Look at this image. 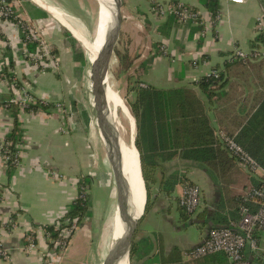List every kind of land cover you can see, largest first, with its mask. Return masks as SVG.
Segmentation results:
<instances>
[{
    "label": "crops",
    "instance_id": "0c3cea01",
    "mask_svg": "<svg viewBox=\"0 0 264 264\" xmlns=\"http://www.w3.org/2000/svg\"><path fill=\"white\" fill-rule=\"evenodd\" d=\"M162 1L165 0H123L121 8L120 32H125L128 37L125 47H128L130 53H134L135 66L143 59L152 57L151 66L143 74L145 79L141 82L157 87L190 85L201 75L213 70H223L226 63L235 61H230L229 57L236 49L250 51L252 40L257 36L255 20L264 7L262 0H243L241 3L220 0L217 14L211 17L200 0H176L199 13L196 22L180 23L171 17L161 18L152 11V6ZM48 6L58 9L50 4ZM46 13L44 18H31L28 13L27 18H22L29 20L38 29L50 48H56L58 66L55 70L41 71L30 66L21 55L22 46L17 28L11 23L0 21V33L4 37L0 36V143L13 126L9 109L1 104L11 93L7 78L1 77V68L8 61L5 57L6 46L10 48L14 62L11 72L18 77L24 88L46 102H60L64 107V110L54 107L47 112L20 110L18 120L24 131L19 145L20 164L8 174V167L2 164L0 156V242L10 252V258L0 259V264H100L113 235L115 236L113 219L116 203L105 220L94 219L95 206L92 204L91 187L87 189L88 209L81 224L84 230L77 231L70 238V247L67 245L61 258L59 256L60 259H45L42 256L49 243L44 227L53 224L70 207L77 195L80 177L88 175L92 183L96 177L105 186L113 183L111 168L104 166L107 158L103 166L94 158V145L100 156L106 157V150L95 132L96 127L91 118L88 126L75 119L80 116L81 105L87 109L84 103L86 88L84 73L81 77L75 74L77 64L72 58L71 48L65 43L63 29H68L52 13ZM55 21L60 25L59 28H56ZM68 22L78 31L74 24ZM71 35L73 36L72 33ZM137 43L138 51H135ZM154 43H157L160 54H156ZM250 62L254 64L259 61ZM171 63L173 66L170 67ZM199 96L206 104L207 114H213V117H209L217 131L219 128L213 107L207 105L204 94L200 92ZM77 101L83 102L79 105ZM89 137L94 140V145L90 143ZM100 161L103 162L102 159ZM98 162L100 169L95 170ZM169 166L170 171H179L180 195L188 183H197L202 193L199 209L190 215L189 223L184 222V227L196 226L200 235L194 243L180 244L181 263L221 264L212 257L190 261L187 255L191 248L205 239L209 228L217 227L212 225L210 218L221 197L219 182L212 172L195 161L177 157L164 167L169 170ZM242 170L253 175L243 168ZM255 176L264 177V172ZM162 195L161 208L166 210L167 200L173 199V194L170 197ZM178 197L176 196L177 201ZM85 224L92 227L93 234L94 230L107 233L104 238L105 249L102 255L95 249L88 260L76 259L80 252L73 249V246L87 234L88 226H84ZM28 236H32L35 242V248L30 251L24 247L28 243ZM255 237L258 248L251 250L247 247L245 256L250 264H264V231H256ZM165 246L169 248L173 245L165 243ZM225 264H230L227 257Z\"/></svg>",
    "mask_w": 264,
    "mask_h": 264
},
{
    "label": "trees",
    "instance_id": "16d2710c",
    "mask_svg": "<svg viewBox=\"0 0 264 264\" xmlns=\"http://www.w3.org/2000/svg\"><path fill=\"white\" fill-rule=\"evenodd\" d=\"M5 1L11 2V0ZM200 1L211 17L217 14L220 0ZM25 2V10L31 18L47 16L45 10L28 0ZM262 2L264 5V0ZM168 17L178 21L173 16ZM63 31L65 43L71 48L72 58L77 64L74 68L75 74L81 77L88 65L87 59L77 39L65 28ZM0 36L4 38L1 33ZM21 36L23 37L22 34ZM261 42L264 43L262 35L255 36L250 51L257 48ZM34 46V42H27L29 51L33 50ZM154 46L156 47L157 43H154ZM50 50L55 55L56 48L52 46ZM160 53L161 51L156 47V54ZM114 56L119 73L131 68L134 63L126 49L122 51L116 46ZM5 57L9 62L1 68V77H6L10 84L14 77L11 72L14 62L8 46L5 47ZM250 61L254 60L237 59L226 63L223 70H215L218 76L201 75L190 85L175 87H157L150 84L145 87L140 86L141 76L150 68L152 57L143 59L135 66V85L131 88L135 96L127 102V107L135 124L134 145L139 154L146 192L144 211L157 197L154 190L170 197L175 186L181 182L177 169L167 172L164 167L166 163L177 157L202 164L215 175L219 182L221 197L217 209L210 218L212 225L234 228L240 219L241 204L248 205L251 211L258 208V204L247 196V192L253 187L264 186V177H256L255 174L251 175L242 170L235 156L230 154L220 142L215 126L207 114L206 104L199 96L200 92L204 94L207 104L213 107L217 127L233 136L264 172V61L258 60L259 62L254 64ZM16 84L22 85L19 80H16ZM32 96L35 102L28 103V106L22 109L17 104L10 103L12 93L6 101L1 102L7 106L13 118L12 129L4 138L9 143L10 152L18 149L24 135L18 120L20 110L47 112L55 107V104L51 102H44ZM81 106L80 116L75 119L78 123L82 121L88 126L90 113L83 105ZM7 167V172L10 174L14 166L8 164ZM90 184L91 179L88 175L78 180V186H84L86 189H89ZM87 200L75 198L65 215L76 218L81 223L87 213ZM176 208L181 219L186 220L190 217L179 205ZM44 228L52 240L57 239L61 227L56 229L53 224H50ZM206 257L215 258L221 264L226 262V255L222 252L201 258ZM201 258L190 259V261ZM138 262L182 264L180 247L173 245L166 248L161 233H152L139 238H136L134 233L130 249V264Z\"/></svg>",
    "mask_w": 264,
    "mask_h": 264
},
{
    "label": "built area",
    "instance_id": "2783aa9c",
    "mask_svg": "<svg viewBox=\"0 0 264 264\" xmlns=\"http://www.w3.org/2000/svg\"><path fill=\"white\" fill-rule=\"evenodd\" d=\"M241 3L243 0H224ZM12 2V0H11ZM11 2L0 0V21H5L13 24L19 33L20 43L22 46L21 55L23 59L32 67L44 71L55 70L58 66V58L51 53L50 46L43 39L37 28L29 21L20 18L12 13L13 6ZM152 11L161 18L168 16L175 17L180 23L196 22L199 19V13L193 10L189 6L184 5L180 1L165 0L157 2L152 6ZM12 16V17H11ZM11 17V18H10ZM218 19V16H216ZM255 32L257 35H262L264 39V7L257 15L255 20ZM23 35V37L21 36ZM32 41L35 43L34 49L29 51L27 48V42ZM164 52V49L162 48ZM236 59H253L264 61V43H259L258 47L250 52L236 49L229 57L230 61ZM6 60L5 64L8 65ZM218 76V73L213 70L206 75ZM18 77L14 76L13 80L8 86L12 93L10 103L17 104L20 109L28 106V103H34V97L29 91H27L23 85L18 86L16 84ZM20 81V80H19ZM197 81L194 80V82ZM140 86L145 87L146 84L140 83ZM39 98V97H38ZM41 99V98H39ZM46 102L45 100L41 99ZM55 108L64 110L63 104L60 102L55 103ZM69 114V112H68ZM216 134L226 148V150L235 156L238 164L245 170L252 174H257L263 171L256 161L244 150V148L234 139L233 136L228 135L223 130L218 129ZM9 143L3 140L0 143V156L4 166L11 164L17 167L20 164V149L15 152H10L8 149ZM87 189L84 186H78L77 195L75 198L81 200L88 199ZM247 196L252 198L254 203L258 204V208L251 211L250 207L246 204H241L239 207L240 219L234 228L230 227H213L207 232L205 239L191 248L187 255L189 259H198L203 256L222 252L226 255L230 264H250L249 260L245 256V249L249 247L251 250H256L257 239L255 237L256 231H264V186L253 187L247 192ZM201 188L197 183H188L184 186L181 195L178 197V205L189 215H193L197 212L202 201ZM74 198V199H75ZM84 219V218H83ZM76 218H70V216L62 214L54 223L58 231L57 239L52 240L49 233L45 230V236L49 239L48 246L42 256L46 259L58 258L59 255L69 242L72 232L76 230L81 224ZM27 251L35 248V242L32 236H28V243L24 246ZM57 250V251H56ZM10 258V252L0 242V259L8 260Z\"/></svg>",
    "mask_w": 264,
    "mask_h": 264
},
{
    "label": "rangeland",
    "instance_id": "374dc122",
    "mask_svg": "<svg viewBox=\"0 0 264 264\" xmlns=\"http://www.w3.org/2000/svg\"><path fill=\"white\" fill-rule=\"evenodd\" d=\"M25 1L26 0H12V2L10 3L11 5H9V6H13L12 13L19 16L20 18H22V16L24 18H27V15H26L27 12L25 10V5H24L26 3ZM28 1L40 7L33 0H28ZM40 1H41V4L42 3L46 5L50 4V5L57 7L60 10V12L64 14V17L67 14L65 18L76 26V28L78 29L77 32L80 35L82 34L81 35L82 37L90 41L93 39L94 34H95L96 23H98L97 19H98L99 4L97 0H40ZM53 15L55 16L54 13ZM23 20L24 22H26L25 21L26 19H23ZM55 26L56 28H59L60 25L58 24V22L55 21ZM72 28L74 27L72 26ZM127 39L128 37L126 36V33L123 31L120 32L116 46L122 51H124L125 49L128 50L129 58L132 57L134 60L135 59L134 53L133 54L130 53L128 47H125L126 41H128ZM77 41L79 45L82 47L83 53L88 62V65L84 69V75H83L84 84L86 88V97H85L84 103L87 109L89 110L88 112L91 115L90 117L91 122L96 127L95 132L97 133L98 137L101 138L99 135L98 127L96 126L95 113L92 107V95L90 92V80L88 76L89 69H90V64H89L88 59L90 56H89V52L84 47L82 40L80 39ZM138 46L139 44L137 43V48L134 49L135 51H138ZM134 64L135 63H133L131 68H128L127 70L119 73L116 67V58L113 55L111 62H110L108 76H107L108 86L111 87L112 90L116 92V94H118V96L123 101L129 113L130 111L127 107V102L131 101L135 96L133 91L131 90V88L135 85L134 82L136 79V75L134 72V68H135ZM171 66H173L172 63L170 64V67ZM142 79H145L144 75L141 77V80ZM77 102H78L77 104L80 105L83 101H77ZM118 114H120L122 122L127 127L128 126L127 119L119 111H118ZM210 116L213 117V114L211 113ZM89 141L90 143L94 145V140H91V137H89ZM94 152H95L94 153L95 160L96 161L99 160V162L103 166V163L105 162V158L107 157H105L104 155L102 156L98 155L95 145H94ZM100 159H102L103 162L100 161ZM99 162L96 163V166L94 167L95 170L100 169ZM106 162L107 163H105L104 166L107 169H109L110 165L107 159H106ZM168 168L169 170L167 171H170L171 166H169ZM112 181H113V178H112ZM90 185H91L90 187H91V192H92L91 194L92 204H94L95 206L93 218L96 220H99L101 218L102 220H105L112 213V209L113 207H115V203H116V191H115L114 183L110 182L109 186H105L99 183L98 179L94 177L93 183L91 181ZM180 189L181 187L179 183L175 186V189L173 192V199L171 198L172 200L171 199L167 200L168 205L166 206V210L164 208H161V205H162L161 203L163 200L162 193H158L157 190H154L157 197L154 199L155 201L150 203V206H148L147 210L143 212V215L138 220V224L135 230L136 238H139L144 235H151L152 233L153 234L161 233L163 234V239L165 238L164 242L167 245H177L178 247H180L181 243H184V242L194 243L198 240V237L200 235V230L196 226L188 225L184 227V222L189 223L190 219L188 218L185 221H183L179 217V211L176 208L178 205L176 196H180V191H181ZM158 202L160 203L159 209L157 205ZM201 217L202 216H200V219ZM88 225L89 224H85L84 226H88ZM82 227L83 226L80 225L76 230H74L70 238L72 239V236L75 235L77 231L80 232L84 230V227L83 228ZM87 228H88L87 234L83 235L81 242H78V244H75L73 246V249H76L77 252H80V255H77L76 259L83 258V259L88 260L89 255L92 252H94L95 249L100 255H102V253L104 252V249H105L104 238L107 237V233L103 234L99 230L98 231L94 230L95 234H93L92 227L88 226ZM71 239L69 240L71 241ZM68 246L70 247V245ZM64 251L65 250H63L61 254L59 255L60 258L63 255ZM136 264H141V263L138 262Z\"/></svg>",
    "mask_w": 264,
    "mask_h": 264
},
{
    "label": "water",
    "instance_id": "95a60500",
    "mask_svg": "<svg viewBox=\"0 0 264 264\" xmlns=\"http://www.w3.org/2000/svg\"><path fill=\"white\" fill-rule=\"evenodd\" d=\"M33 1L36 2L35 0ZM104 2L108 9L109 17L104 29L103 41L98 52L93 61L88 59L90 64L88 76L90 80V92L92 95V107L95 113L96 126L98 127L99 135L106 150V157L111 168L113 183L115 186L116 214L122 226V233L119 236L113 235L108 251L100 264H118L123 258H126L127 264H130L131 242L138 220L144 212L146 192L145 187H143V212L138 215L142 202V191L138 184L137 176L135 174L136 172L131 169L130 155L123 151L122 143L120 141V133L116 124L110 117L107 105V76L121 30V8L123 0H111L110 2L104 0ZM36 4L38 3L36 2ZM38 5L47 12L52 13L49 8L46 7L48 5L44 3ZM66 28L73 34L68 27ZM73 36L77 40H80L74 34ZM134 148L137 152L139 178L142 181V186H144L140 169L139 154L135 145Z\"/></svg>",
    "mask_w": 264,
    "mask_h": 264
},
{
    "label": "bare ground",
    "instance_id": "6f19581e",
    "mask_svg": "<svg viewBox=\"0 0 264 264\" xmlns=\"http://www.w3.org/2000/svg\"><path fill=\"white\" fill-rule=\"evenodd\" d=\"M38 4L42 5L39 0H35ZM110 2L111 0H106ZM99 4V11H98V19L95 27V34L93 39L87 40L86 38L82 37L77 30L72 28L71 24L68 23V21L65 19L64 14L60 12V10L47 6L49 10L55 14L56 18L60 20V22L68 27L76 37L81 39L83 41L84 47L89 52V60L93 61L94 57L96 56L98 49L103 41L104 36V29L106 26V22L109 17L108 9L106 8V4L104 0H97ZM107 105H108V111L110 112V117L116 124L118 131L120 133V141L122 143L123 151L126 153H129L130 155V161H131V169L132 171L136 172L138 184L142 191V202L141 207L139 209L138 215H140L143 212L142 205L144 203V189L142 186V181L140 180L139 176V170H138V161H137V152L134 148V135H135V124L132 116L128 112L126 106L124 105L123 101L120 99L118 94L112 90L111 87H107ZM113 109V110H112ZM118 111L122 113V115L127 119L128 126L126 127L125 124L121 120L120 114H118ZM126 121V120H125ZM113 225H114V234L115 236H119L122 233V226L118 220L117 214H114L113 219ZM118 264H127L126 258H123Z\"/></svg>",
    "mask_w": 264,
    "mask_h": 264
}]
</instances>
